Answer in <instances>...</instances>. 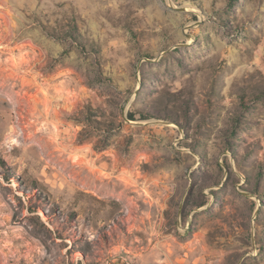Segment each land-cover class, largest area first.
I'll use <instances>...</instances> for the list:
<instances>
[{
  "label": "rangeland",
  "instance_id": "374dc122",
  "mask_svg": "<svg viewBox=\"0 0 264 264\" xmlns=\"http://www.w3.org/2000/svg\"><path fill=\"white\" fill-rule=\"evenodd\" d=\"M0 264H264V0H0Z\"/></svg>",
  "mask_w": 264,
  "mask_h": 264
},
{
  "label": "bare ground",
  "instance_id": "6f19581e",
  "mask_svg": "<svg viewBox=\"0 0 264 264\" xmlns=\"http://www.w3.org/2000/svg\"><path fill=\"white\" fill-rule=\"evenodd\" d=\"M49 97V96H48ZM21 98V97H20ZM50 99V98H49ZM53 99V98H52ZM22 100V99H21ZM46 100V99H45ZM54 100V99H53ZM46 101H48V100H46ZM23 102V101H22ZM57 104V103H56ZM23 105V104H22ZM49 106V105H48ZM51 106V105H50ZM21 107V106H20ZM49 109V108H48Z\"/></svg>",
  "mask_w": 264,
  "mask_h": 264
}]
</instances>
